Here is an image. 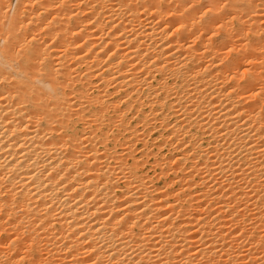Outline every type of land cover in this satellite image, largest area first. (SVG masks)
<instances>
[{"label":"bare ground","instance_id":"obj_1","mask_svg":"<svg viewBox=\"0 0 264 264\" xmlns=\"http://www.w3.org/2000/svg\"><path fill=\"white\" fill-rule=\"evenodd\" d=\"M7 3L0 264H264V0Z\"/></svg>","mask_w":264,"mask_h":264},{"label":"rangeland","instance_id":"obj_2","mask_svg":"<svg viewBox=\"0 0 264 264\" xmlns=\"http://www.w3.org/2000/svg\"><path fill=\"white\" fill-rule=\"evenodd\" d=\"M21 2V0H8V3H7V9H8V14H9V17L11 16V18H12V16H15L18 12H21L20 11V9H22V3H20ZM21 7V8H20ZM36 8V7H35ZM41 9V8H36L35 10H37V11H39V10ZM26 11V9L24 8L23 10H22V12L21 13H24V12ZM28 11V10H27ZM25 12L24 13V19H25V15H26V20H29L28 19V13H30V11L29 12ZM42 10H40L39 12H41ZM10 19V18H9ZM34 24L32 23V24H30V27H29V29H28V31H29V33L28 34H31V33H33V32H35V30H34ZM33 29V30H30V29ZM27 31V32H28ZM33 31V32H32ZM40 36V35H39ZM210 38H211V40H212V43H213V45H215V46H218L220 43H221V41L223 40V38H224V31H220V32H218V33H213V34H211L210 36H209ZM40 38H42V36L40 37ZM2 42V41H1ZM49 42H51V41H49ZM232 57H233V55H232ZM111 115H113L114 116V114L113 113H111ZM133 123V125L135 124L136 125V123H134V121L132 122ZM159 131H157V132H154V134H153V136H154V138L156 139V138H158L159 137V133H158ZM156 134V135H155ZM139 152H140V150H139ZM157 153V154H156ZM154 154H155V156L156 155H158V156H160V157H170L171 156V153H170V151L168 150V148L167 147H165V148H162V150H158L157 148L156 149H154ZM139 155H140V153H139ZM154 156V157H155ZM153 157H152V159L150 160V161H148L147 163L148 164H146V166L143 168V170L141 171V172H143V174L145 173V174H147L148 176H150L152 179H153V183H154V185H157L156 187H158V188H161V189H164L165 188V184H166V182H169V179L171 178V176L172 175H170V176H165V177H163V178H161V177H158V174H159V172H160V170H155V169H153L154 167H153ZM145 161H147V160H145ZM155 175V176H154ZM156 180V181H155ZM172 180H173V178H171V182H172ZM164 184V185H163ZM172 184V183H171ZM174 188H176L177 189V185H176V187L174 186Z\"/></svg>","mask_w":264,"mask_h":264}]
</instances>
